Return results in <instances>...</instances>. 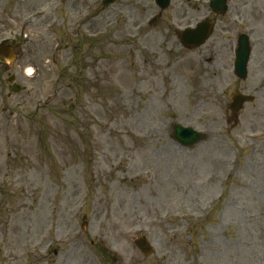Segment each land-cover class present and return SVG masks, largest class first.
<instances>
[{
    "label": "rangeland",
    "instance_id": "374dc122",
    "mask_svg": "<svg viewBox=\"0 0 264 264\" xmlns=\"http://www.w3.org/2000/svg\"><path fill=\"white\" fill-rule=\"evenodd\" d=\"M172 6L151 30L154 0H0V264H264V64L183 48Z\"/></svg>",
    "mask_w": 264,
    "mask_h": 264
},
{
    "label": "flooded vegetation",
    "instance_id": "af4514ba",
    "mask_svg": "<svg viewBox=\"0 0 264 264\" xmlns=\"http://www.w3.org/2000/svg\"><path fill=\"white\" fill-rule=\"evenodd\" d=\"M140 1L144 0H135ZM172 3L167 19L176 35L182 28L195 27L201 21L211 25L209 39L192 50L204 52L214 65L220 60L228 71L231 65L228 61L232 58L235 74L237 51L240 49H250L249 65L254 59L264 64V0H171L166 9L158 7L157 13L147 15L145 23L151 30L164 23L166 10Z\"/></svg>",
    "mask_w": 264,
    "mask_h": 264
},
{
    "label": "water",
    "instance_id": "95a60500",
    "mask_svg": "<svg viewBox=\"0 0 264 264\" xmlns=\"http://www.w3.org/2000/svg\"><path fill=\"white\" fill-rule=\"evenodd\" d=\"M113 0H106L105 4L111 2ZM159 4L162 6H167L169 0H157ZM210 27L205 25V23H201L198 25L197 28L192 29L188 28L181 32V41L186 46L191 45H200L202 44L210 34ZM0 53L2 54L3 58L8 61L10 64L16 59V54L11 45L1 44L0 45ZM249 53H240L239 61L236 64V70L240 77L246 78L247 77V63H248ZM15 80V76L12 75L8 78L9 82ZM23 90V86L20 83H16L12 86L11 91L13 93H18ZM233 103L230 105L231 110L233 112V116L237 117V113L243 107L245 101L252 100V96H247L240 94L238 92L234 93L233 96ZM172 137L180 142L182 145L185 146H193L206 138V134L194 129L191 126H183L181 124H174L173 125V134ZM136 244L138 247L146 254L150 255L153 252V248L149 243L148 239L145 236L139 237L136 239Z\"/></svg>",
    "mask_w": 264,
    "mask_h": 264
},
{
    "label": "clouds",
    "instance_id": "9594fccd",
    "mask_svg": "<svg viewBox=\"0 0 264 264\" xmlns=\"http://www.w3.org/2000/svg\"><path fill=\"white\" fill-rule=\"evenodd\" d=\"M34 72V69L31 65H26L24 68V75L26 77H30Z\"/></svg>",
    "mask_w": 264,
    "mask_h": 264
}]
</instances>
